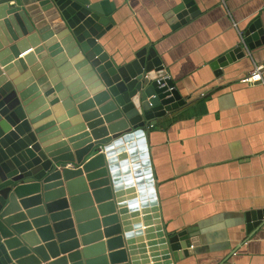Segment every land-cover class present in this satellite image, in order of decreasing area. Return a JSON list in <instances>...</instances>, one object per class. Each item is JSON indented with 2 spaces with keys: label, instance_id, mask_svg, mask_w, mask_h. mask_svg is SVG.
Here are the masks:
<instances>
[{
  "label": "water",
  "instance_id": "water-1",
  "mask_svg": "<svg viewBox=\"0 0 264 264\" xmlns=\"http://www.w3.org/2000/svg\"><path fill=\"white\" fill-rule=\"evenodd\" d=\"M113 11L106 1L0 0V264H176L201 241L200 228L169 233L162 222L147 140L151 126L187 104L154 48L121 61L105 50ZM198 13L182 0L170 23ZM244 35L248 47L264 42L258 22ZM240 56L242 46L212 66ZM41 115L45 131L34 121ZM124 144L141 161L133 170L143 169L147 245L114 199L120 174L132 179L130 168L114 172L126 156L111 159ZM245 222L250 235L264 213ZM146 248L152 260L138 256Z\"/></svg>",
  "mask_w": 264,
  "mask_h": 264
},
{
  "label": "crops",
  "instance_id": "crops-1",
  "mask_svg": "<svg viewBox=\"0 0 264 264\" xmlns=\"http://www.w3.org/2000/svg\"><path fill=\"white\" fill-rule=\"evenodd\" d=\"M94 1L114 10L115 23L101 39L109 55L121 61L154 48L187 104L158 120L147 137L167 231L201 229L193 254L176 264H264V223L249 235L245 222L247 214L264 213V84L242 82L256 67L264 81V42L247 50L240 38L256 22L264 30V0H194L198 15L178 28L169 15L182 0ZM238 46L244 56L223 68L212 66ZM43 117L34 121L45 131ZM114 150L111 159L126 156L127 162L123 167L117 160L114 172L130 168L132 175L126 182L120 174L117 210H126L133 234L139 226L147 245L141 207L147 189L137 184L143 169L133 170L141 161L133 162L127 144ZM130 198H136L131 205ZM146 250L138 256L149 257Z\"/></svg>",
  "mask_w": 264,
  "mask_h": 264
},
{
  "label": "built area",
  "instance_id": "built-area-1",
  "mask_svg": "<svg viewBox=\"0 0 264 264\" xmlns=\"http://www.w3.org/2000/svg\"><path fill=\"white\" fill-rule=\"evenodd\" d=\"M240 38L242 41V44L246 49L248 50V46L245 42V39L243 38V35L240 33ZM243 83H260L264 84L263 78H262V68L261 67H256L250 74L249 76L245 77L242 79Z\"/></svg>",
  "mask_w": 264,
  "mask_h": 264
}]
</instances>
